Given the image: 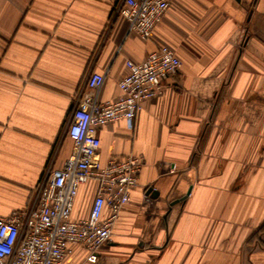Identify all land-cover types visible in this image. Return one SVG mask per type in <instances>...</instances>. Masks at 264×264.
Masks as SVG:
<instances>
[{
    "label": "crops",
    "instance_id": "0c3cea01",
    "mask_svg": "<svg viewBox=\"0 0 264 264\" xmlns=\"http://www.w3.org/2000/svg\"><path fill=\"white\" fill-rule=\"evenodd\" d=\"M119 1L0 0V218L71 154L64 128L87 74H104L99 99L113 102L126 61L168 46L181 66L162 93L132 129L98 130L103 164L144 166L89 264H264V0H170L149 39L114 16ZM95 189L79 187L73 218ZM84 258L72 247L65 264Z\"/></svg>",
    "mask_w": 264,
    "mask_h": 264
},
{
    "label": "built area",
    "instance_id": "2783aa9c",
    "mask_svg": "<svg viewBox=\"0 0 264 264\" xmlns=\"http://www.w3.org/2000/svg\"><path fill=\"white\" fill-rule=\"evenodd\" d=\"M169 1L120 0L114 16L126 20L130 33L149 39L167 13ZM180 66L168 46L159 47L140 63L126 61L128 72L118 82L120 95L113 102L99 99L104 74H87L64 128L72 142L71 154L63 167L46 169L28 207L0 218V264H65L72 247L85 253L81 264L95 262L99 250L111 242L144 166L137 155L112 157L103 164L98 130L118 121L132 129L143 102L158 97L163 81ZM90 182L96 189L88 215L73 218L79 187Z\"/></svg>",
    "mask_w": 264,
    "mask_h": 264
},
{
    "label": "trees",
    "instance_id": "16d2710c",
    "mask_svg": "<svg viewBox=\"0 0 264 264\" xmlns=\"http://www.w3.org/2000/svg\"><path fill=\"white\" fill-rule=\"evenodd\" d=\"M262 227H264V224L261 226V228L259 229V231L262 230Z\"/></svg>",
    "mask_w": 264,
    "mask_h": 264
},
{
    "label": "rangeland",
    "instance_id": "374dc122",
    "mask_svg": "<svg viewBox=\"0 0 264 264\" xmlns=\"http://www.w3.org/2000/svg\"><path fill=\"white\" fill-rule=\"evenodd\" d=\"M254 28L253 27H251V30H253Z\"/></svg>",
    "mask_w": 264,
    "mask_h": 264
}]
</instances>
